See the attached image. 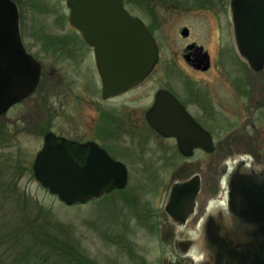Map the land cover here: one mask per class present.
<instances>
[{
    "label": "flooded vegetation",
    "instance_id": "obj_1",
    "mask_svg": "<svg viewBox=\"0 0 264 264\" xmlns=\"http://www.w3.org/2000/svg\"><path fill=\"white\" fill-rule=\"evenodd\" d=\"M194 1L199 20L181 29L179 48L169 52L159 44L156 22L147 23L125 1L127 11L140 18L155 38L159 58L136 86L105 95L96 46L71 22L68 0H0V67L9 61L6 56L22 52L41 67L35 93L3 117L18 115V107L40 95L45 108L41 115L31 116L35 124L28 130L34 126L43 140L53 133L79 144L94 143L123 163L127 185L111 194L120 196L127 211H157L141 202L139 193L165 188L166 181L158 176L131 175L139 161L151 167L162 162L169 169L194 167L200 172L172 184L167 203L176 183L198 176L195 211L198 207L214 211L212 215L232 229L233 189L248 176L264 173V67L253 68L237 49L232 0ZM184 29L189 31L186 37ZM51 97L58 104L52 109L46 103ZM171 119L174 128L181 124L183 134L194 133L185 135L181 145L155 127L169 126ZM202 239L203 232L200 241L187 240L200 257L198 264L210 261Z\"/></svg>",
    "mask_w": 264,
    "mask_h": 264
},
{
    "label": "water",
    "instance_id": "obj_2",
    "mask_svg": "<svg viewBox=\"0 0 264 264\" xmlns=\"http://www.w3.org/2000/svg\"><path fill=\"white\" fill-rule=\"evenodd\" d=\"M68 6L71 22L96 46L105 95L124 92L150 74L159 48L145 23L126 10L124 0H68ZM231 9L241 56L255 69L264 67V0H232ZM188 34L182 31L184 37ZM6 57L9 61L0 67V117L35 92L41 71L39 62L25 52ZM179 122L187 124L183 119ZM174 123L171 119L169 126L155 127L181 145L185 135L194 133L183 134L181 124L177 129ZM32 171L38 184L66 206L84 205L123 189L128 178L126 166L98 145L79 144L53 133L46 135ZM247 178L231 194L232 229L216 216L206 221L202 245L210 261L205 264H264V173ZM199 192L198 176L173 186L166 206L173 223L186 225L195 213ZM178 245L184 255L191 242Z\"/></svg>",
    "mask_w": 264,
    "mask_h": 264
},
{
    "label": "rangeland",
    "instance_id": "obj_3",
    "mask_svg": "<svg viewBox=\"0 0 264 264\" xmlns=\"http://www.w3.org/2000/svg\"><path fill=\"white\" fill-rule=\"evenodd\" d=\"M145 1L126 0L131 10L134 9L147 23L153 25L152 21L156 22L157 38L162 48L166 51L178 49L181 29L195 26L199 20L195 1ZM134 2L138 3V8L134 7ZM61 72L65 73L63 69ZM39 96L36 94L18 107L22 113L18 111V115L14 113L12 117L0 118V243L4 244L0 247V262L20 264L16 262L15 255L25 244L15 248L8 244V238L12 231L18 230L26 242L25 227L31 225L36 230L41 227V233L47 235L59 234L60 231L61 238L71 235L95 264H198L200 257L194 249L183 255L177 244L186 240L198 241L207 218L214 211H203L198 207L187 225L178 227L166 215L164 207L170 186L200 171L184 165L185 170L180 167L169 169L161 165L162 162L151 167L138 160L140 166H132V176H158L162 182L166 181L165 188L157 193L152 188L141 192L142 195L139 193L140 201L149 203L157 211H127L117 193L86 205L65 206L43 189L32 174L34 159L44 141L40 130L34 126L28 130L35 124L31 116L41 115L42 106L45 108ZM46 99L50 109L57 107V100L52 97ZM16 119L19 121L15 122ZM135 186L137 184L133 183L132 187ZM149 213L152 215L148 216ZM31 255L21 264H57L53 258L45 257L42 262H37L36 253Z\"/></svg>",
    "mask_w": 264,
    "mask_h": 264
},
{
    "label": "trees",
    "instance_id": "obj_4",
    "mask_svg": "<svg viewBox=\"0 0 264 264\" xmlns=\"http://www.w3.org/2000/svg\"><path fill=\"white\" fill-rule=\"evenodd\" d=\"M151 215V213L148 214V216ZM156 215L159 217L158 214ZM25 228L27 232L26 242L23 241L20 231L18 230L12 231L8 238V244L11 243L15 248H17V245L19 246L21 243L25 244L23 249L18 247L20 248V251L15 255L16 262L18 261V263L20 262L21 264V262L25 259L32 256L31 254L34 252L37 255V262H42V259L45 257L46 259L53 258L57 264H95L85 255V253L81 251L80 246L72 239L71 235L61 238V231L59 233L60 235L57 233L47 235L45 233H41V227L36 230V227L28 225ZM17 235L19 236L16 239L10 238L16 237ZM1 244L3 243H0V247H3ZM12 245L11 248H13ZM40 251H44L45 254ZM0 264L7 263L0 262Z\"/></svg>",
    "mask_w": 264,
    "mask_h": 264
}]
</instances>
